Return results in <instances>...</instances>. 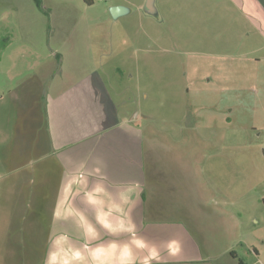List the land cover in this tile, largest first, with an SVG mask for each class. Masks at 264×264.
Instances as JSON below:
<instances>
[{
    "label": "rangeland",
    "instance_id": "obj_1",
    "mask_svg": "<svg viewBox=\"0 0 264 264\" xmlns=\"http://www.w3.org/2000/svg\"><path fill=\"white\" fill-rule=\"evenodd\" d=\"M149 1L0 0V98L23 77L46 78L49 90L52 78L99 72L126 122L89 162V144L61 160L119 180L76 192L92 202L96 231L98 217L122 243L150 246L132 237L141 229L166 236L159 247L173 263L264 264V37H248L225 0ZM114 6L130 13L114 18ZM139 214L152 217L138 223Z\"/></svg>",
    "mask_w": 264,
    "mask_h": 264
},
{
    "label": "crops",
    "instance_id": "obj_2",
    "mask_svg": "<svg viewBox=\"0 0 264 264\" xmlns=\"http://www.w3.org/2000/svg\"><path fill=\"white\" fill-rule=\"evenodd\" d=\"M223 3L230 5L226 8L228 14L247 21L252 31L247 36L258 31L261 42L264 0ZM127 10L119 17L129 14ZM160 13L164 16L162 9ZM74 78L63 85L61 80L52 78L50 89L45 90L46 78L23 77L6 99L0 98V104L8 106L6 119L11 131L7 141H0L4 152L0 153V238L6 240L3 252L0 250V255L5 256L3 264H203L183 260L173 263L171 258L169 262L168 250L159 247L166 236L146 229L134 232L132 237L149 240L147 248L133 240L122 243L118 236L124 233L105 226L98 217L94 219L101 230L96 231L90 213L93 204L83 201L80 194L119 180H99L97 175L101 173L97 169L76 172L75 168L62 165V154L89 144L91 152L85 155L89 162L92 151L104 140H112V134L121 130L126 121L99 72ZM16 137V147L12 148ZM67 163L71 164L69 160ZM121 172L113 169L109 173L120 176ZM78 174L83 177L73 180ZM149 189L154 190L155 186L149 184ZM143 201L144 198L142 204ZM150 217L139 214L133 220L146 223ZM112 236H117L116 240L111 241ZM153 246H158V250H152Z\"/></svg>",
    "mask_w": 264,
    "mask_h": 264
},
{
    "label": "water",
    "instance_id": "obj_3",
    "mask_svg": "<svg viewBox=\"0 0 264 264\" xmlns=\"http://www.w3.org/2000/svg\"><path fill=\"white\" fill-rule=\"evenodd\" d=\"M154 4V0H150L148 5L149 8H152ZM128 11L127 8L121 6L111 7V14L114 18H118L120 15H123L124 12Z\"/></svg>",
    "mask_w": 264,
    "mask_h": 264
},
{
    "label": "trees",
    "instance_id": "obj_4",
    "mask_svg": "<svg viewBox=\"0 0 264 264\" xmlns=\"http://www.w3.org/2000/svg\"><path fill=\"white\" fill-rule=\"evenodd\" d=\"M38 5H41V0H35Z\"/></svg>",
    "mask_w": 264,
    "mask_h": 264
}]
</instances>
